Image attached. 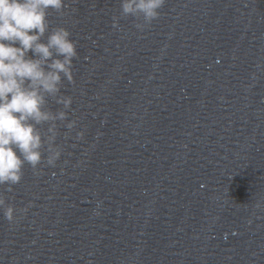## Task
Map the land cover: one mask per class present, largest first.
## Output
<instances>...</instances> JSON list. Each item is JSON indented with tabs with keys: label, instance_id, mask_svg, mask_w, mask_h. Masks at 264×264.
I'll use <instances>...</instances> for the list:
<instances>
[{
	"label": "clouds",
	"instance_id": "9594fccd",
	"mask_svg": "<svg viewBox=\"0 0 264 264\" xmlns=\"http://www.w3.org/2000/svg\"><path fill=\"white\" fill-rule=\"evenodd\" d=\"M165 0H121L120 15L132 16L143 30L160 16ZM65 0H0V185L20 183L24 165L33 170L41 165L44 140L37 125L65 120L67 113H53L49 97L71 106L70 96L60 95L64 79L73 82L72 63L76 42L64 27L49 31V10L63 13ZM114 24L118 18L114 17ZM48 33L46 42L43 40ZM32 53L30 56L29 53ZM75 121L67 127L73 128ZM47 165L55 166L61 152L52 146L55 124L48 128ZM83 132L78 133V138ZM0 209L14 221L15 209L0 195Z\"/></svg>",
	"mask_w": 264,
	"mask_h": 264
}]
</instances>
